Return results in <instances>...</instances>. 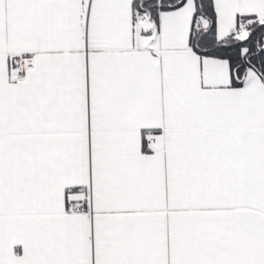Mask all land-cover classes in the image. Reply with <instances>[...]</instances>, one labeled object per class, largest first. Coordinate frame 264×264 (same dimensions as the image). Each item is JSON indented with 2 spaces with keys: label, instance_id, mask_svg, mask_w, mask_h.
<instances>
[{
  "label": "snow or ice",
  "instance_id": "6c2138e0",
  "mask_svg": "<svg viewBox=\"0 0 264 264\" xmlns=\"http://www.w3.org/2000/svg\"><path fill=\"white\" fill-rule=\"evenodd\" d=\"M0 264H264V0H0Z\"/></svg>",
  "mask_w": 264,
  "mask_h": 264
}]
</instances>
